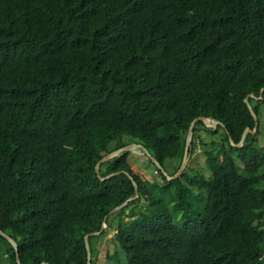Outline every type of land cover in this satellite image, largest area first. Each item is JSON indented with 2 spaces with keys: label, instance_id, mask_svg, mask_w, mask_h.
<instances>
[{
  "label": "trees",
  "instance_id": "1",
  "mask_svg": "<svg viewBox=\"0 0 264 264\" xmlns=\"http://www.w3.org/2000/svg\"><path fill=\"white\" fill-rule=\"evenodd\" d=\"M262 90L264 0H0V230L20 263L87 264L99 233L92 264H264ZM200 117L220 125L195 124L169 180ZM129 145L167 176L123 152L100 178Z\"/></svg>",
  "mask_w": 264,
  "mask_h": 264
},
{
  "label": "water",
  "instance_id": "2",
  "mask_svg": "<svg viewBox=\"0 0 264 264\" xmlns=\"http://www.w3.org/2000/svg\"><path fill=\"white\" fill-rule=\"evenodd\" d=\"M263 92H264V90L261 91V97H260L259 99H262ZM250 97H252V96H250ZM245 102L247 103L248 108H249L250 112L252 113V115H253V117H254V120H255L256 124H255V128H254V130H251V129L247 128V129L244 131L240 143H239L238 145H236V147H238V148L242 147V145L244 144V142H245V140H246V137H247L248 133L255 134L256 131L258 130V126H259V124H258V117H257L256 114L254 113L251 104L248 103V99H246ZM198 121H199V122H203V123L205 124V126H207V127H212V128H214V129H216V128L218 127V125H220L219 122L212 123L209 119L204 118V117H200V118L196 119V120L191 124L190 130H189V133H188V135H187V139H186V147H185V151H184V156H183L182 164H181V166H180L178 172H177L174 176H172V177H168L169 180L176 179V178H178L179 176H181V175L183 174V172L186 170L187 166H188V163H189V160H190V153H191L192 145H193L194 127H195V124H196ZM230 142H231V144H233L232 139H230ZM136 148H137L136 145H129V146H126V147H124V148H121V149H119V150L113 152L112 154L107 155V156H106L103 160H101V161L97 164V166H96V172H97L98 176H99L100 178H102V177L100 176V166H101L104 162H106L107 160H110L111 158H113V157H115V156H118L119 154H121V153H123V152H135V153H137ZM141 154H142V155H147L148 153L146 154V152L144 151V153H141ZM148 156L151 158L153 164H154L157 168L162 169L164 175L167 176V173L164 171V169H163V167L160 165V163H158V161H157L155 158H152L150 154H148ZM117 174H119V173L109 175V176H107L106 178H102V179H103V180H105V179H109V178H111L112 176H115V175H117ZM135 188H136V191L138 192V187H137L136 184H135ZM137 198H138V194H137L134 198L129 199V200H128L127 202H125L123 205H121V206H119V207L113 209L112 212H111V214H113V213H115V212H117V211L123 209V208H124L129 202H131V201H133V200H135V199H137ZM104 228H106V227L104 226ZM96 235H99V233H92V234H90L89 236H87V237L85 238L86 248H87V253H88V263H87V264H92V252H91V248H90L89 237H90V236H96ZM0 236H2L5 240H7V241L13 246V248L16 250V253H17V264H21V263H20L19 254H18V245H17V243H16V242H15V241H14V240H13L8 234L2 232L1 230H0Z\"/></svg>",
  "mask_w": 264,
  "mask_h": 264
},
{
  "label": "rangeland",
  "instance_id": "3",
  "mask_svg": "<svg viewBox=\"0 0 264 264\" xmlns=\"http://www.w3.org/2000/svg\"><path fill=\"white\" fill-rule=\"evenodd\" d=\"M262 109H263V112H264V104H263V108ZM263 131H264V115H263ZM201 135L203 137H206L204 132H202ZM261 141H262V144H264V137H262ZM137 154L132 152V155H130V157H129V163L137 171L141 172L142 175L145 177V179H147L150 182H154L156 180V178H157V176L154 175V166L152 164H150V162L148 160L149 159L148 157L142 156V154H141V152L139 150H138ZM196 159H199V162L201 164L205 165L206 157L204 155H201L200 153H198L196 155ZM100 243H101V241H99V240L96 243L98 248L100 247L99 246ZM97 247L95 246V248H97ZM110 249H111V251L114 250L112 245H110ZM96 264H105V262L103 263L101 260H98V262Z\"/></svg>",
  "mask_w": 264,
  "mask_h": 264
},
{
  "label": "built area",
  "instance_id": "4",
  "mask_svg": "<svg viewBox=\"0 0 264 264\" xmlns=\"http://www.w3.org/2000/svg\"><path fill=\"white\" fill-rule=\"evenodd\" d=\"M155 175H157V172H155Z\"/></svg>",
  "mask_w": 264,
  "mask_h": 264
},
{
  "label": "clouds",
  "instance_id": "5",
  "mask_svg": "<svg viewBox=\"0 0 264 264\" xmlns=\"http://www.w3.org/2000/svg\"><path fill=\"white\" fill-rule=\"evenodd\" d=\"M138 152V151H137ZM137 154V153H136Z\"/></svg>",
  "mask_w": 264,
  "mask_h": 264
}]
</instances>
